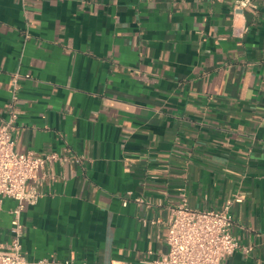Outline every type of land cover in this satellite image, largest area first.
<instances>
[{"label": "crops", "instance_id": "0c3cea01", "mask_svg": "<svg viewBox=\"0 0 264 264\" xmlns=\"http://www.w3.org/2000/svg\"><path fill=\"white\" fill-rule=\"evenodd\" d=\"M233 2L0 0V123L19 74L15 152L63 159L28 183L26 261L154 264L182 195L241 194L222 264H264V0Z\"/></svg>", "mask_w": 264, "mask_h": 264}, {"label": "built area", "instance_id": "2783aa9c", "mask_svg": "<svg viewBox=\"0 0 264 264\" xmlns=\"http://www.w3.org/2000/svg\"><path fill=\"white\" fill-rule=\"evenodd\" d=\"M259 0H234V13L241 14L247 8L257 9ZM244 29L233 28V36H241ZM28 75L25 76L27 78ZM19 74L10 79V98L6 104L7 117L0 123V215L2 202L15 203L11 211L9 240L0 244V264H76L73 261L41 260L26 261L21 238V215L27 206L37 203L39 194L28 188L30 181L37 180L38 173L53 161H62L56 155L34 156L19 154L14 150L17 131ZM180 203L170 209L167 221V252L154 264H222L239 248L231 233L230 208L241 204L244 196L235 194L219 210H196L188 206L182 195ZM125 206V204L123 203Z\"/></svg>", "mask_w": 264, "mask_h": 264}]
</instances>
